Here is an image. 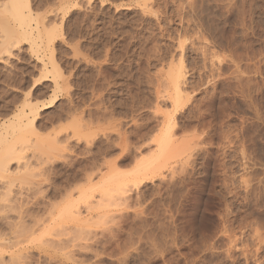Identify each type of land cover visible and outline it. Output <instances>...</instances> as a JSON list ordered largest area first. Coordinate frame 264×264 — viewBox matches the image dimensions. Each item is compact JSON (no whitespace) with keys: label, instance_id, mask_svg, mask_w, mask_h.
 <instances>
[{"label":"rangeland","instance_id":"rangeland-1","mask_svg":"<svg viewBox=\"0 0 264 264\" xmlns=\"http://www.w3.org/2000/svg\"><path fill=\"white\" fill-rule=\"evenodd\" d=\"M9 1L0 263L264 264V0H29L23 29Z\"/></svg>","mask_w":264,"mask_h":264},{"label":"bare ground","instance_id":"bare-ground-1","mask_svg":"<svg viewBox=\"0 0 264 264\" xmlns=\"http://www.w3.org/2000/svg\"><path fill=\"white\" fill-rule=\"evenodd\" d=\"M9 2H10V3H9L10 6H9V9L7 10L9 13H8V12H7V13L10 14L12 17H14V18L16 19V20L13 19L12 21H14V20H15V22H18L19 20H20V21H23L24 18L26 19V16L31 15V13H29V15H26V14H28V13L25 12V11H29L30 8H31V7H30V1H29V0H10ZM144 2H146V1H144ZM147 2H148V1H147ZM10 15H9V16H10ZM11 16H10V17H11ZM245 16H246V15H245ZM29 17H30V16H29ZM243 18H244V17H243ZM245 18H246V17H245ZM246 20H247V19H246ZM246 20H245V21H246ZM20 21H19L18 23H19L20 28H21L22 25L25 26V23L20 22ZM22 23H23V24H22ZM36 24H37V23H36ZM241 24H242V23H241ZM38 25H39V23H38ZM38 25H37V26H38ZM27 28H29V26H28ZM21 29H23V27H22ZM35 29L38 31V33L35 34L37 37H36V38L34 37V38H35V39H38L39 42L42 43V41H40V39H41V35H42L43 33L41 34L40 29H39L38 27H36ZM240 29H241V28H240ZM244 29H245V28H244ZM42 31H43V30H42ZM20 32H21V31H20ZM23 32H24V36H23V38L26 37V38H28V39H31V41L28 40V39H27V40H28L29 42H32V44L36 43L35 41L33 42L32 38H29V37L32 36V35H30V34H31L30 31H27V30L24 29ZM29 32H30V33H29ZM51 32H52V31H51ZM47 33H48V31H47ZM21 34H22V33H20V35H21ZM45 34H46V32H45ZM50 34H51V33H50ZM50 34L48 33V35H46V37H47V36L49 37V38L47 37L48 39H50L51 36H52V35H50ZM52 34H53V32H52ZM35 35H34V36H35ZM54 35H55V34H54ZM54 35H53V36H54ZM42 36H43V35H42ZM20 37L22 38V36H20ZM43 37H44V36H43ZM48 39L45 40V41L48 42V41H49ZM52 39H53V38H52ZM52 39H50V40H52ZM22 40H23V39H22ZM27 40L25 39V41H27ZM36 41H37V40H36ZM17 42L19 43L20 41H17ZM43 42H44V40H43ZM37 43H38V42H37ZM48 43H50V41H49ZM48 43H47L46 45H48ZM51 43H52V42H51ZM7 44H8V43H7ZM42 44H43V43H42ZM34 45H35V44H34ZM40 45H41V44H40ZM40 45L37 44L38 47H39ZM37 46H36V47H37ZM2 47H3V46H2ZM47 47H48V46H47ZM7 49H8V48H7ZM3 50H4V49H3ZM9 51H10V50L8 49V52H9ZM52 55H53V54H52ZM53 59H54V58H53ZM49 60H50V63L52 62L51 65L55 67V65H54V63H53L54 60H52V61H51V59H49ZM178 67H179V66H178ZM178 67H177V68H178ZM55 68H56V70H57V67H55ZM55 68L53 69V71L56 72ZM58 70H59V69H58ZM49 72H50V71H49ZM55 74H56V73H55ZM168 74H169V73H168ZM56 75H57V74H56ZM168 76L171 77V79L169 78V81H171L172 84L174 85V87H173V88L175 89V91H174V95H175L174 99L176 98V100H175L173 103H175V104H174V105H175V108L178 109L179 107L182 106V105H180V104H181L180 101H182V99H180V97H181L182 93L184 94V90H183V88L181 87V84L183 83V80H184V78H185V76H184V72H183L182 68H180V69L176 70L174 73H171V74L168 75ZM58 77H59V76H58ZM248 82H249V81H248ZM248 82H247V83H248ZM247 83H246V84H247ZM249 86H250V85H249ZM247 87H248V86H247ZM41 89H42V88H41ZM246 89H247V88H246ZM248 89H249V88H248ZM247 92H248V91H247ZM252 92H253V90H252ZM176 94H177V95H176ZM185 94H186V93H185ZM188 94H189V93H188ZM251 94H252V93H251ZM247 95H249V94H247ZM247 95H246V96H247ZM176 96H177V97H176ZM186 96H188V95L186 94ZM252 96H253V95H252ZM259 96H260V95H259ZM172 97H173V96H172ZM256 97H257V96H256ZM181 98H183V97H181ZM187 98H188V97H187ZM179 100H180V101H179ZM186 100H187V99H186ZM133 101H134V100H133ZM187 101H188V100H187ZM244 101H245V100H244ZM253 101H254V100H253ZM134 102H135V101H134ZM178 102H180V103L178 104ZM245 102H246V101H245ZM28 103H29V102H28ZM28 103H27V105L25 104V106H27L28 109H33L32 104L30 105V104H28ZM132 104H133V103H132ZM183 104H184V103H183ZM252 104H253V103H252ZM255 104H256V103H255ZM177 105H179V107H177ZM231 105H232V104H231ZM234 105H235V104H234ZM244 105H245V103H244ZM250 105H251V104H250ZM130 107H131V106H130ZM233 107H234V106H233ZM121 108H122V107H121ZM121 108H120V109H121ZM134 108H135V107H134ZM248 108H249V107H248ZM122 109H123V108H122ZM129 109H130V108H129ZM33 110H34V109H33ZM33 110H32V111H33ZM123 110H125V109H123ZM23 112H24V111H23ZM28 112H30V111H28ZM35 112H37V111H35ZM125 112L128 113L126 110H125ZM250 112H251V111H250ZM256 112H257V111H256ZM31 113H32V112H31ZM31 113H29V114L31 115ZM172 113H173V112H172ZM32 114H33V113H32ZM242 114H245V112L242 113ZM252 114H253V113H252ZM168 115H169V114H168ZM169 116H170V117H169L168 120H169V122H170V119H171V120L173 119V117H171V116H173V115H169ZM25 117H27L26 114H25ZM25 117H24V118H25ZM257 118H258V117H257ZM35 119H36V118H35V116H34V118L31 119V120L29 121V123L33 125V124H34L33 122H34ZM260 119H261V118H260ZM21 120H22V119H21ZM21 120H18L17 126H20V124H19L20 122H19V121H21ZM16 121H17V119H16ZM172 121H173V120H172ZM23 122H24V121H23ZM169 122H168V123H169ZM253 122H254V121H253ZM3 123H4V122H3ZM10 123L12 124V122H10ZM168 123H167L166 125H168ZM15 124H16V122H15ZM18 124H19V125H18ZM21 124H22V123H21ZM162 124H164V123H162ZM169 124H170V123H169ZM172 124H174V123H173V122L171 123V126H170V128H168V130H165V128H166V126H165V128L163 129V130H165V134H164V131H160V132H162V133L164 134V137H161V135H162V133H161V135L159 134V136H156V137H159L157 140H156V138L154 139V140H156V141H154V143H157V145H158V149L156 148L157 146L154 147V148H156V149L158 150V152L155 151L156 154H158L157 157L154 156V158L156 157L155 160L158 159L159 157L161 158L162 156L165 157V155H166V149L168 148V146H169V144H170V141H171L170 139L173 138V137H171V136H173V135H172V134H173V131L171 130V131H172V132H171L172 134H170V132H169V131H170L169 129H171V127L173 126ZM7 125H8V124H7ZM13 125H14V121H13V124H12V128L16 127V126H13ZM32 125H31V126H32ZM146 125H147V124H146ZM174 125H175V124H174ZM10 126H11V125H10ZM22 126H23V127H19V129L24 128V130L26 131V129H25V126H27L26 122H25V124H23ZM156 126H157V125H156ZM32 127H33V126H32ZM163 127H164V126H163ZM167 127H168V126H167ZM173 127H174V126H173ZM10 128H11V127H10ZM16 128H17V127H16ZM16 128H14L13 130L11 129V131L16 130ZM17 129H18V128H17ZM166 129H167V128H166ZM172 129L174 130V128H172ZM6 130H8V129H6ZM24 130H23V131H24ZM138 130H139V129H138ZM159 130H160V129H159ZM4 131H5V130H4ZM9 131H10V130H9ZM17 131H18V130H17ZM23 131H21V132L23 133ZM0 132H1V131H0ZM138 132H139V131H138ZM168 132H169V133H168ZM14 133H15V132H14ZM18 133H19V131H18ZM132 133H133V132H132ZM166 133L169 134V136L171 135V136H170L171 138H168L167 135H166ZM12 134H13V133H12ZM134 134H135V133H134ZM140 134L142 135V133H140ZM1 135H2V134H1ZM1 135H0V136H1ZM6 135H7V134H6ZM17 135H18V134H17ZM19 135H20V134H19ZM21 135H24V134H21ZM7 136H9V135H7ZM14 136H16V134H15ZM135 136H137V133H136ZM135 136H134V137H135ZM143 136H144V135H143ZM153 136H154V135H153ZM174 136H175V135H174ZM23 137H24V136H23ZM23 137L21 136V137H20V140L18 139L17 142H18V141L21 142V140H23V139L25 140V138H23ZM151 137H152V136H151ZM160 137H161V138H160ZM4 138H5V137H4ZM138 138H139V137H138ZM136 139H137V138H136ZM145 139H146V138H145ZM152 139H153V137H152ZM152 139H151V140H152ZM2 140H3V139H2ZM5 140H6V139H5ZM147 140H148V139H147ZM14 141H15V142H14V145H15V146H14V148H12V149L15 151V149H16V148H15V147H16V140H14ZM26 141H27V139H26ZM5 142H6V141H5ZM149 142H150V141H149ZM151 142H152V141H151ZM172 142H173V141H172ZM3 143H4V142H3ZM3 143H2V145H3ZM7 143H9V141H7ZM11 143H12V145H13V142H11ZM18 144H19V143H18ZM18 144H17V146H18ZM23 144H24V143H23ZM150 144H152V143H150ZM150 144H149V145H150ZM172 144H173V143H172ZM172 144H170V145H172ZM175 144H176V143H175ZM2 145H1V146H2ZM8 145H10L9 147L12 146L10 143H9ZM8 145H6V146L8 147ZM152 145H153V144H152ZM173 145H174V144H173ZM173 145H172V146H173ZM1 146H0V147H1ZM21 146H22V144L20 145V148L22 149L23 147H21ZM177 146H178V145L176 144V148H174V149H173V148L171 149V147H169L168 149H169V150L171 149V150L168 151V153H167L166 156L168 157V156H169V152H170V154L173 152L172 150H176V149L178 150V147H177ZM12 147H13V146H12ZM139 147H140V146H139ZM152 147H153V146H152ZM174 147H175V145H174ZM5 148H6V147H5ZM20 148H19V149H20ZM7 149H8V148H7ZM151 149H152V148H151ZM168 149H167V150H168ZM5 150H6V149H5ZM8 150H10V153H9V154H10V155L12 154V157L15 156V158H16L17 161L20 160V159L22 158V157L20 158L19 156H17V155H21V153H20L21 150H20V152L16 150L17 153L14 152L13 150H12L13 152L11 153V148H9ZM138 150H139V149H138ZM149 150H150V149H149ZM152 150H153V149H152ZM177 150H176V152H177ZM5 152H7V151H5ZM18 152H19V153H18ZM139 152H141V151H139ZM174 152H175V151H174ZM174 152H173V153H174ZM15 153H16L17 155H16ZM136 153H137V151H136ZM136 153H135V155H136ZM164 153H165V155H164ZM5 154H6V153H5ZM5 154L3 153V156H2V155H0V156H2V157L5 156V158H6V155H5ZM9 154H8V155H9ZM154 154H155V153H154ZM154 154H153V155H154ZM156 154H155V155H156ZM8 155H7V156H8ZM140 155H141V154H140ZM153 155H152V157L150 156L149 159H150V158L152 159V158H153ZM2 157H0V158L2 159ZM12 157H11V159H12ZM18 157H19L20 159H19ZM131 157H132V155H131ZM164 157H163V158H164ZM169 157H170V156H169ZM169 157H168V158H169ZM17 158H18V159H17ZM1 159H0V161H1ZM6 159H8V158H6ZM136 159H137V158H136ZM149 159H147V160H149ZM161 159H162V158H161ZM133 160H134V159H133ZM152 160L156 163L159 159L156 160V161H155L154 159H152ZM152 160H151V161H152ZM168 160H169V159H168ZM5 161H6V160H5ZM13 161H14V160H13ZM151 161H150V162H151ZM153 161H152V162H153ZM163 161H164V160H163ZM10 162H12V160H11ZM150 162L148 161V164H149ZM152 162L150 163V165H154ZM168 162H169V161H168ZM2 163H3V165H4V162L1 161V162H0V166L2 165ZM6 163H7V162H5V164H6ZM165 163H166V162H164L163 164H165ZM141 164H142V163H141ZM141 164H140V165H141ZM9 165H10V164H9ZM4 166H5V165H4ZM2 167H3V166H1V168H0V169H1L0 171H1V172H2L3 169L5 168V167H3V169H2ZM163 167H164V166H163ZM140 168H141V167H140ZM142 168H143V167H142ZM7 169H8V168H7ZM137 169H138V168H137ZM145 169H146V168H145ZM8 170H9V169H8ZM143 170H144V169H142L141 172H139L140 169H138V171L135 169V172H134V173L137 174V172H138V175H140V174L142 175V174L145 172V171L143 172ZM4 171H6V170H4ZM4 171H3V173H4ZM8 173H9V171H8ZM132 173H133V172H132ZM4 174H5V173H4ZM120 174H121V173H120ZM144 174L146 175V173H144ZM0 175H2V173H0ZM115 175H116V174H115ZM129 175H130V174H129ZM6 176H7V175H6ZM122 176H123V175H122ZM110 177H111V175H110ZM120 177H121V176H120ZM11 178H12V177H11ZM108 178H109V177H108ZM108 178H105L104 181L107 182V183H109V181H110V182L112 181V184H113V181H114L113 178H116V176H115V177L113 176L112 180H111V178H109V179H108ZM0 179H1V178H0ZM14 179H15V178H14ZM106 179H107V180H106ZM116 179H117V178H116ZM1 180H3V179H1ZM108 180H109V181H108ZM3 181H4V180H3ZM115 181H119V180L117 179V180H115ZM120 181H121V179H120ZM120 181H119V182H120ZM5 182H6V180H5ZM8 182H9V181H8ZM115 183H116V182H115ZM134 183H136V181H135ZM140 183H141V182H140ZM140 183H139V184H140ZM100 184H101V183H100ZM110 184H111V183H110ZM112 184H111V186H112ZM116 184H117V183H116ZM119 184H120V183H119ZM125 184H126V183H125ZM101 185H103V184H101ZM104 185H105V184H104ZM113 185H115V184H113ZM136 185H137V184H136ZM108 186H109V184H108ZM120 186H121V185H120ZM123 186H124V185H122L121 188L119 187V189H120L121 191H122ZM139 186H140V185H139ZM102 187H103V186H102ZM124 187H125V186H124ZM99 188H100V187H99ZM109 188H110V186H109ZM113 189H114V188H113ZM119 189H117L116 191H114V192H116V193L118 194V195L115 194L116 196H120ZM102 190H103V193L100 192V194L102 193L101 196H102V198H103L104 200H106L107 198H110V197H112V196L114 195V194H113V190H111V188H110V189H106V188L103 189V188H102ZM104 190H105V191H104ZM0 194H1V193H0ZM112 194H113V195H112ZM110 195H111V196H110ZM109 196H110V197H109ZM111 199H113V198H110V200H111ZM127 201H128V200H127ZM110 202H111V201H109V203H110ZM127 204H129V203H127ZM21 206H22V205H21ZM22 208H23V207H22ZM65 210H66V209H65ZM68 210H69V209H68ZM76 210H77V209H76ZM69 211H70V210H69ZM69 211H68V212H69ZM86 211H87V210H86ZM21 213H22V212H21ZM78 213H79V212H78ZM60 214H61V213H60ZM71 214H72V213H71ZM76 214H77V213H76ZM66 215H67V214H66ZM77 215H78V214H77ZM81 216H82V215H81ZM19 217H20V216H19ZM20 218H21V217H20ZM62 222H63V221H62ZM64 222H66V221H64ZM79 222H80V221H79ZM81 223H82V222H81ZM58 225L61 226V224H58ZM11 226H13V225H11ZM25 226H26V225H25ZM20 227H21V226H20ZM11 228H12V227H11ZM21 228H22V227H21ZM21 228H20V229H21ZM57 228H58V227H57ZM57 228H56V229H57ZM26 229H27V227H26ZM59 229H60V228H59ZM59 229H58V230H59ZM121 229H122V228H121ZM16 230H17V229H16ZM23 230H24V229H23ZM115 231H116V230H115ZM21 232H22V230H21ZM25 232H26V231H25ZM53 232H54V231H53ZM23 233H24V232H23ZM16 234L18 235V233H16ZM20 236H21V235H20ZM25 236H26V234H25ZM118 236H120V235H118ZM15 238H16V237H15ZM2 239H3V238H2ZM21 239H22V238H21ZM23 239H24V238H23ZM174 239H175V238H174ZM7 240L9 241V239H7ZM10 240H11V239H10ZM18 240H19V239H18ZM3 242L5 243V245L9 243V242L6 243L5 239L3 240ZM22 242H23V241H22ZM127 242H128V241H127ZM129 242H130V241H129ZM153 242H154V241H153ZM154 243H155V242H154ZM154 243H153V244H154ZM1 244H2V242H1ZM18 244H19V242H18ZM122 244H123V243H122ZM153 244H152V245H153ZM156 245H157V244H156ZM126 246H129V245H126ZM130 246H131V245H130ZM2 247H4V245H2ZM10 247H11V246H10ZM154 247H155V244H154ZM8 248H9V247H8ZM8 248H7V249H8ZM155 249H156V247H155ZM5 250H6V248H5ZM90 250H91V249H90ZM126 251H127V249H126ZM4 253L7 254V252H4ZM93 253H94V252H93ZM120 253H121V252H120ZM120 253H119V254H120ZM123 253H124V252H123ZM11 254H12V253H11ZM26 254H27V253H26ZM26 254H25V255H26ZM99 254H100V253H99ZM125 254H127V253H125ZM15 255H16V254H15ZM25 255H24V256H25ZM1 256H2V255L0 254V260H1L0 262H2V261H3V258H4V257L2 258ZM121 256H122V255H121ZM17 257H18V255H17ZM9 258H10V257H9ZM19 258L21 259V255H20ZM24 259H25V258H24ZM190 259H191V258H190ZM10 260H11V259H10ZM21 260H22V259H21ZM25 260H26V259H25ZM5 262H6V261H5ZM21 262H23V260H22ZM126 262H127V261H126ZM3 263H4V261H3ZM23 263H24V262H23ZM0 264H1V263H0ZM164 264H165V263H164ZM168 264H169V263H168Z\"/></svg>","mask_w":264,"mask_h":264}]
</instances>
